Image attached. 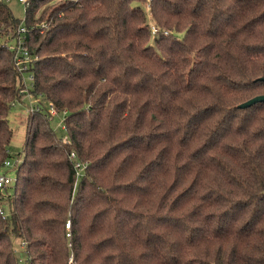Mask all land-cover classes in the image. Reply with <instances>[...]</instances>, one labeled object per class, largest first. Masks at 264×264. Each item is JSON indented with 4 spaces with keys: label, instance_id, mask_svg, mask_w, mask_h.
Masks as SVG:
<instances>
[{
    "label": "trees",
    "instance_id": "1",
    "mask_svg": "<svg viewBox=\"0 0 264 264\" xmlns=\"http://www.w3.org/2000/svg\"><path fill=\"white\" fill-rule=\"evenodd\" d=\"M143 3L28 0L12 163L21 21L0 0V264H264V102L237 108L264 95V0Z\"/></svg>",
    "mask_w": 264,
    "mask_h": 264
},
{
    "label": "built area",
    "instance_id": "2",
    "mask_svg": "<svg viewBox=\"0 0 264 264\" xmlns=\"http://www.w3.org/2000/svg\"><path fill=\"white\" fill-rule=\"evenodd\" d=\"M8 1V0H5ZM19 3L23 4V5H27L28 0H17ZM71 1H75V0H71ZM151 0H144V3L142 4V7L144 9L145 12L148 13L149 10V4H150ZM45 24L42 22L40 24V28H44ZM148 28H149V32L151 37H155L158 34V29L157 27H155V25L151 22L148 23ZM27 29L24 26L23 21L20 22L18 28H17V36L16 39L14 40V42L9 46V49L12 51V63L13 66L19 76V80L22 84V91L21 93L25 96H30V91L32 89V85L34 82V74L31 70V63L33 62L32 57L30 56L26 44H25V38H24V34L26 33ZM164 35L167 34V32H163ZM46 115L44 116V118L46 119H50L51 117L53 118L54 116H56V110L54 108V106L50 103L47 104V108H46ZM65 131V127L63 125L62 127ZM67 137L64 136L62 137V141L66 142ZM71 158L74 157L73 154L70 155ZM11 162L10 161H5L3 164V169L0 170V193H3V191L7 188H9L11 185L14 184L15 182V177L14 175L11 176L10 174H8L7 172H5L4 170H8L11 168ZM78 166V164H76V167ZM0 214L3 215L2 211L0 210ZM20 245L22 246V248L24 247V244L21 242Z\"/></svg>",
    "mask_w": 264,
    "mask_h": 264
},
{
    "label": "rangeland",
    "instance_id": "3",
    "mask_svg": "<svg viewBox=\"0 0 264 264\" xmlns=\"http://www.w3.org/2000/svg\"><path fill=\"white\" fill-rule=\"evenodd\" d=\"M7 5L16 18H18L20 21L25 19V5L19 3L17 0H8ZM178 37H181V35L179 34ZM18 101V103H15L14 106L11 107L8 116L9 125L13 131V137L9 145L10 154L13 156L11 159L12 163L16 161L17 155L22 152L26 128V116L28 111L35 106V104L31 102L30 96L28 97L19 94ZM49 125L57 138H62L66 135L64 129L62 128L63 114L56 115L51 118ZM10 175L13 176L14 174L11 173ZM13 243H15L17 257L20 260H25V254L22 253L20 241L17 242L13 240Z\"/></svg>",
    "mask_w": 264,
    "mask_h": 264
},
{
    "label": "water",
    "instance_id": "4",
    "mask_svg": "<svg viewBox=\"0 0 264 264\" xmlns=\"http://www.w3.org/2000/svg\"><path fill=\"white\" fill-rule=\"evenodd\" d=\"M260 81H263L264 78H260ZM264 102V95H259L256 97H253L237 106L238 109H246L249 108L250 106L256 104V103H261Z\"/></svg>",
    "mask_w": 264,
    "mask_h": 264
}]
</instances>
